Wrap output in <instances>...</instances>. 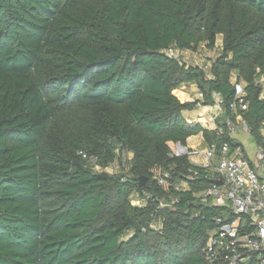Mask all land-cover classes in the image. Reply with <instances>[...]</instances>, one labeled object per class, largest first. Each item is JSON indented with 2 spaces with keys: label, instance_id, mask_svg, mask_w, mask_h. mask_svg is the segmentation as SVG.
Masks as SVG:
<instances>
[{
  "label": "trees",
  "instance_id": "16d2710c",
  "mask_svg": "<svg viewBox=\"0 0 264 264\" xmlns=\"http://www.w3.org/2000/svg\"><path fill=\"white\" fill-rule=\"evenodd\" d=\"M218 36L208 65L168 55ZM260 78L264 0H0V264H205L225 209L195 196L212 173L176 144L243 147L226 125L240 115L264 148ZM234 82L245 109L230 108ZM184 83L203 105L219 97L221 135L185 120L197 102L173 94ZM122 148L128 165L105 170Z\"/></svg>",
  "mask_w": 264,
  "mask_h": 264
},
{
  "label": "built area",
  "instance_id": "2783aa9c",
  "mask_svg": "<svg viewBox=\"0 0 264 264\" xmlns=\"http://www.w3.org/2000/svg\"><path fill=\"white\" fill-rule=\"evenodd\" d=\"M167 52L169 56H179L173 49ZM257 82L262 85L260 96L264 98V79ZM234 86L236 100L230 108L235 109L239 104L241 109H245L243 84L234 82ZM220 102L218 98L217 103ZM237 118L241 116H236V122ZM226 125L232 134L235 122L228 119ZM215 130L218 135L223 133L222 128L215 127ZM260 130L264 134V121ZM79 153L85 156L82 151ZM179 153L176 150L175 154ZM187 154L199 157L198 162L192 163L210 170V180L222 181L219 185L209 181V186L195 193L201 203L225 209L224 214L214 217L215 226L207 232L199 250L205 264H239L250 257L249 264H264V148L255 144V150L250 154L244 147H231L228 142H223L193 148ZM131 158L132 152L122 148L110 166L104 169L116 173L121 167H126ZM88 162L94 170H102L96 157H89ZM166 177L165 172L158 170L153 175L156 182L164 187L168 185ZM181 187L185 189L187 184L182 183ZM130 197L133 204L142 203L136 191Z\"/></svg>",
  "mask_w": 264,
  "mask_h": 264
},
{
  "label": "crops",
  "instance_id": "0c3cea01",
  "mask_svg": "<svg viewBox=\"0 0 264 264\" xmlns=\"http://www.w3.org/2000/svg\"><path fill=\"white\" fill-rule=\"evenodd\" d=\"M188 64H201L197 61L189 62L184 60ZM177 92V93H176ZM173 94L181 101V102H197L196 105L190 110H184L182 112L183 117L189 123H200L207 129H215L216 120L219 116L222 115V108L221 105L217 103V99L219 98L217 95H213L216 103L213 105H203L202 104V93L194 83H184L179 88L173 91ZM228 119H226L227 121ZM232 137L235 136L230 134ZM207 144L204 141V138L201 133L196 135H192L187 138L185 152H189L193 148H204ZM243 146V145H242ZM177 152L180 151L177 144H176ZM185 152H182L184 154ZM188 158L191 162H198L199 157L197 156H190Z\"/></svg>",
  "mask_w": 264,
  "mask_h": 264
},
{
  "label": "rangeland",
  "instance_id": "374dc122",
  "mask_svg": "<svg viewBox=\"0 0 264 264\" xmlns=\"http://www.w3.org/2000/svg\"><path fill=\"white\" fill-rule=\"evenodd\" d=\"M220 50H221V39H220V36H218L216 45L213 49H207L204 46V44H201L196 50L189 49V50H184V51H177V53L179 54L182 60H186L189 62L197 61L200 64L204 62L203 64L208 65L210 63V59L217 56L220 53ZM233 135L235 136V139L238 140L250 154L254 152L255 143L253 142L249 134V130L241 118H237V122L235 121V129H234ZM114 145L117 151L118 144L114 143Z\"/></svg>",
  "mask_w": 264,
  "mask_h": 264
},
{
  "label": "water",
  "instance_id": "95a60500",
  "mask_svg": "<svg viewBox=\"0 0 264 264\" xmlns=\"http://www.w3.org/2000/svg\"><path fill=\"white\" fill-rule=\"evenodd\" d=\"M177 146H178V148L180 150L179 151L180 153L185 152V147L183 145H181L180 143H177ZM144 181H145V179L141 177L140 180H139V186H142L144 184ZM210 182L214 183V184H217V185L222 183V181L220 179H218V180H210Z\"/></svg>",
  "mask_w": 264,
  "mask_h": 264
}]
</instances>
